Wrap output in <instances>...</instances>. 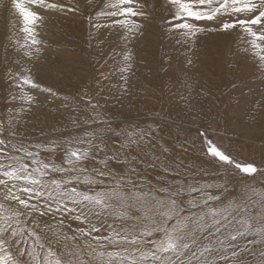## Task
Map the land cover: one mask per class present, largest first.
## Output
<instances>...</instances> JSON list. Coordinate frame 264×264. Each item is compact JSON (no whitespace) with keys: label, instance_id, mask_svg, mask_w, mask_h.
Instances as JSON below:
<instances>
[{"label":"snow or ice","instance_id":"6c2138e0","mask_svg":"<svg viewBox=\"0 0 264 264\" xmlns=\"http://www.w3.org/2000/svg\"><path fill=\"white\" fill-rule=\"evenodd\" d=\"M146 5L147 0H106L98 16L108 22L88 18L93 28H108L122 41L124 92L133 67L128 44L143 33ZM162 6L168 12L164 26L183 43L194 45L208 32L236 31L245 53L264 65V0H162ZM8 7L22 22L24 39L7 46L18 52L8 76L15 89L10 98L19 103L0 120V264H264V187L258 186L264 184V168L234 157L203 132L205 156L224 176L239 175L237 185L153 188L113 168L121 151L152 135L151 128L139 140L126 133L120 148L110 152L103 134L92 130L26 146L18 125L36 102L29 90L41 88L27 67L44 43L38 38L46 20L41 10L78 12L79 6L10 0ZM80 99L87 115L72 119L73 126L107 122L94 96L84 93ZM57 149L60 163L52 158ZM257 173L260 181L245 183ZM230 188L238 194L224 199Z\"/></svg>","mask_w":264,"mask_h":264},{"label":"rangeland","instance_id":"374dc122","mask_svg":"<svg viewBox=\"0 0 264 264\" xmlns=\"http://www.w3.org/2000/svg\"><path fill=\"white\" fill-rule=\"evenodd\" d=\"M105 2L62 0L66 6L78 5L79 11L41 10L46 17L38 37L44 42L42 51L27 64L41 88L29 90L36 102L18 125L26 146L91 129L103 134L110 152L120 148L126 133L132 132L139 140L141 131L151 128L152 135L124 148L120 153L123 158L111 166L153 188L220 181L237 185L239 175L224 176L223 169L205 156L203 132L234 157L264 168V65L245 53L236 31L208 32L199 35L194 45L185 44L179 33L164 26L168 12L162 0H147L143 33L128 44L133 67L124 92L119 71L122 41L108 28H93L88 19L92 16L107 23L98 16ZM9 3L0 0V120L19 103L10 98L15 89L9 86L8 76L9 69L16 67L18 52L7 46L24 39L14 9L15 18L10 21ZM84 93L94 96L93 102L99 101L106 123L80 121L75 127L70 123L87 115L86 101L80 99ZM61 156L62 150L57 149L52 158L60 163ZM42 158L48 154L42 153ZM261 179L257 173L245 183ZM237 194L238 189L230 188L223 198ZM47 218L43 219L55 222Z\"/></svg>","mask_w":264,"mask_h":264},{"label":"bare ground","instance_id":"6f19581e","mask_svg":"<svg viewBox=\"0 0 264 264\" xmlns=\"http://www.w3.org/2000/svg\"><path fill=\"white\" fill-rule=\"evenodd\" d=\"M149 2V1H148ZM8 12H9V10H8ZM14 11H13V9H11L10 8V13H9V18H10V21H12L13 22V20H14V18L15 17H18V16H15V15H13V14H15V13H13ZM15 16V17H14ZM18 20V19H17ZM11 23V22H10ZM16 24V23H15ZM14 24V25H15ZM20 24V23H19ZM17 25V24H16ZM15 27V26H14ZM14 57V56H13ZM103 66V65H102ZM45 72V71H44ZM88 85V84H87ZM141 92V91H140ZM143 92V91H142ZM161 92V91H160ZM155 94V93H154ZM157 94V93H156ZM159 95V94H158ZM165 95V94H164ZM153 96H155V95H153ZM165 97V96H164ZM146 98H148V97H146ZM150 98V97H149ZM154 98V97H153ZM9 102V101H8ZM62 103V102H61ZM179 103V102H178ZM113 106V105H112ZM81 108V107H80ZM158 111V110H157ZM82 113V112H81ZM178 125V124H177ZM75 127V126H74ZM69 128H71V127H69ZM66 129V128H65ZM77 131H78V129L79 128H75ZM63 130V129H62ZM82 130V129H81ZM91 130V129H90ZM72 131H74V130H72ZM84 131V130H83ZM212 131V130H211ZM36 132V131H35ZM76 132V131H75ZM79 132V131H78ZM82 132V131H81ZM73 133V132H72ZM78 134V133H77ZM73 135V134H72ZM36 136V135H35ZM194 139V138H193ZM32 140V139H31ZM51 140V139H50ZM39 141V140H38ZM43 141V140H42ZM29 143H31V142H29ZM28 145V144H27ZM146 148V147H145ZM200 148H201V146H200ZM127 155V154H126ZM126 158V157H125ZM127 160H129L128 158H127ZM129 165H131L130 164V161H129V163H128ZM204 164V163H203ZM129 167V166H128ZM206 167V166H205ZM193 182V181H192ZM48 219V218H47ZM50 234V233H49ZM50 236V235H49Z\"/></svg>","mask_w":264,"mask_h":264}]
</instances>
